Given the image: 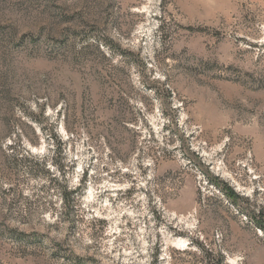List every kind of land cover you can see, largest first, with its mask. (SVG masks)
I'll return each mask as SVG.
<instances>
[{
  "label": "rangeland",
  "instance_id": "1",
  "mask_svg": "<svg viewBox=\"0 0 264 264\" xmlns=\"http://www.w3.org/2000/svg\"><path fill=\"white\" fill-rule=\"evenodd\" d=\"M0 264H264V0H0Z\"/></svg>",
  "mask_w": 264,
  "mask_h": 264
},
{
  "label": "trees",
  "instance_id": "2",
  "mask_svg": "<svg viewBox=\"0 0 264 264\" xmlns=\"http://www.w3.org/2000/svg\"><path fill=\"white\" fill-rule=\"evenodd\" d=\"M98 47V46H97ZM104 56H105V54H104ZM70 193H76V192H73V191H71ZM76 195V194H75ZM74 196V195H73ZM74 202H75V200L73 199V197L70 195V194H65L63 197H62V203H63V205H62V212H61V214H64L65 216V218H64V220L66 219V217H68V215H69V213H70V211L71 210H73V208L75 207L74 205ZM23 234V233H22ZM24 236V235H23ZM24 243H26V244H29L30 242H29V240H24Z\"/></svg>",
  "mask_w": 264,
  "mask_h": 264
}]
</instances>
